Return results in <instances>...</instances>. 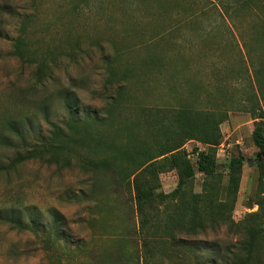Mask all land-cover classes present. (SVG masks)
<instances>
[{"label":"rangeland","instance_id":"374dc122","mask_svg":"<svg viewBox=\"0 0 264 264\" xmlns=\"http://www.w3.org/2000/svg\"><path fill=\"white\" fill-rule=\"evenodd\" d=\"M1 3L0 165H8L16 154L1 141L8 134V120L30 116L44 136L52 130L49 121L63 125L67 114L58 93L63 88L73 89L80 102L101 112L105 121L87 128L92 138L75 148L78 156L71 165L32 160L0 172V264H133V253H142L133 183L122 181L114 171L81 167L80 160L104 159L120 166V160H112L111 145L132 146L133 130L145 127L142 113L152 107L186 105L225 114L218 169L226 176L232 157L241 153L246 158L233 219L240 222L259 210L261 171L255 164L259 150L251 138L254 123L239 106L245 103L248 85L236 83L234 77L252 70L244 41L254 62L264 57L260 16L244 13L232 22L208 0ZM18 37L25 58L14 53ZM41 64L54 76L45 79V87L35 81ZM111 71L116 79L103 93ZM122 78L126 80L119 83ZM118 87L123 93L112 106ZM195 148L207 146L195 140L185 145L192 163L197 160ZM160 179L159 191L164 193L178 185L175 170ZM204 181L197 172L196 192ZM11 211L21 217L26 230L13 226ZM55 212L61 215L58 221ZM32 218L36 225L30 224ZM181 239L197 247L195 253H216L235 244L238 236L224 225L202 234H181L175 246L160 243L150 264H211L202 256L195 259L190 254L194 252L180 245Z\"/></svg>","mask_w":264,"mask_h":264},{"label":"trees","instance_id":"16d2710c","mask_svg":"<svg viewBox=\"0 0 264 264\" xmlns=\"http://www.w3.org/2000/svg\"><path fill=\"white\" fill-rule=\"evenodd\" d=\"M215 1L217 3L208 0L209 4L221 10L223 17L232 22L246 13L260 16L264 26V0ZM22 46L21 37H18L14 53L25 58ZM243 47L251 57L252 70L250 72L246 68V73L238 72L234 80L248 85L245 103H239V106L252 117L254 129L251 138L259 150V158L255 160L261 171L258 186L261 199L257 212L248 214L240 222L233 219L246 158L239 153L230 159L226 176L219 171L217 150L222 142L220 125L226 116L222 112L194 110L186 105L172 109L152 107L142 113L146 117L145 127L133 130V139L129 142V145L133 142L132 146L118 148L111 145L112 160H120V166L104 159L80 160L81 167L88 165L95 170L114 171L122 181L130 185L133 183L138 205L136 232L142 245V253H133V264L153 262L158 254L153 251L160 243L175 246L181 234H202L208 228L221 225L238 236L235 244L224 252L216 249V253H195L197 247L194 245L183 239L179 243L194 252L190 254L195 259L204 257L211 264H264V57L254 62L245 41ZM110 75L103 93H107L113 79H116L112 71ZM45 79L54 80V76L47 74L41 64L35 73L36 85L45 87ZM124 79H118V82ZM58 93L67 117L62 119L63 125H60L49 121L46 113L45 119L52 125L48 136L35 130L34 120L30 116L5 122L4 129L8 134L1 137L2 144L15 149L16 154L8 165H0V172H8L32 160L71 165L73 156H78L75 148L83 147L86 140L92 138L87 128L105 121L97 109L83 105L73 89L63 88ZM122 93V87H118L112 106L119 103ZM45 109L50 110L48 105H45ZM106 114L110 117L111 110H107ZM193 140L207 146L205 150L194 149L197 154L195 163L191 162L185 150V145ZM129 170L131 172L127 173ZM172 170L177 173V187L171 193L159 191L162 188L160 176ZM197 172L205 177L201 192H196L194 188ZM53 217L58 221L61 215L55 212ZM0 218H3L1 213ZM9 220L20 230L28 228L15 211H11ZM30 224L36 225V219L32 218Z\"/></svg>","mask_w":264,"mask_h":264}]
</instances>
